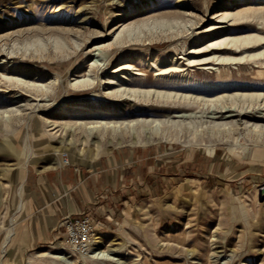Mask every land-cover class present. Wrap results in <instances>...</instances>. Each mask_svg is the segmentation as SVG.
Listing matches in <instances>:
<instances>
[{"label":"rangeland","instance_id":"1","mask_svg":"<svg viewBox=\"0 0 264 264\" xmlns=\"http://www.w3.org/2000/svg\"><path fill=\"white\" fill-rule=\"evenodd\" d=\"M227 11L231 14L222 21L221 14ZM127 13L132 14L124 16ZM238 13L246 17L232 20ZM128 25L149 26L142 34L144 42L128 43L119 52L93 51L97 44L115 43ZM220 27L231 36H264V0H0V116L9 111L21 117L12 127L0 124V264H264V200L259 198L264 175L255 172L251 161L264 150V142L245 136L254 123L264 125V95L250 108L242 101V114L236 111L225 118L222 112L223 105L234 109L238 104L234 94H264V57L221 67L222 76L205 70L219 66L216 62L193 67L187 62L211 53L206 48L225 35ZM57 38L66 46L56 48ZM263 47L264 41L232 55L261 52ZM197 48L201 51L191 54ZM94 55L104 58L105 69L99 74L90 66ZM174 57L180 59L184 75L197 79L193 84L220 87L188 85L173 97L157 96L172 86L159 85L167 81L157 78L143 61L159 58L169 63ZM122 63L134 68L128 82L118 81L127 71L113 75ZM138 70L144 76L136 75ZM89 75L99 76L93 89L74 86ZM110 76L115 78L112 84L107 83ZM9 77L28 85L16 86ZM122 82L126 84L122 91L128 94L113 99L108 93ZM34 85H48L50 90L37 95ZM131 89L150 90L153 95H133ZM92 112L96 115L89 118ZM142 119L193 120L206 136L196 139L190 130L173 140L142 136L112 141L95 134L85 142L84 123ZM224 122L238 131L229 142L210 134L215 124ZM119 153H125L131 165L133 158L147 160L152 172L149 187L144 184V189L136 188L140 193L127 198L100 191L95 203L80 213L91 214L97 223L92 248L102 245L113 254L93 258L77 252L67 244L63 225L55 236L28 248L16 241V227L26 218L17 207L21 199H28L27 191L21 194L16 173L50 169L51 161L77 173L95 172ZM147 172L148 168L144 175ZM159 174L165 179L153 186ZM62 251L67 253L64 259L44 254Z\"/></svg>","mask_w":264,"mask_h":264},{"label":"bare ground","instance_id":"2","mask_svg":"<svg viewBox=\"0 0 264 264\" xmlns=\"http://www.w3.org/2000/svg\"><path fill=\"white\" fill-rule=\"evenodd\" d=\"M128 14V15H127ZM124 16H131V14L127 13ZM231 13L229 11L224 12L221 14L222 16V21H225L229 18V15ZM246 17V13H238L236 15H232V20L238 21ZM81 24V23H79ZM155 25V24H154ZM123 25H120L117 27L116 30H119ZM149 27L147 25H141V26H125V28L119 32L116 36L115 43L112 45H109L108 47H105L103 44H97L95 45L93 51H100L103 49L108 48L113 49L114 52H119L121 47H124L125 45L128 46V43L132 42H144V39L142 38V34L144 33V28ZM225 33V35H222L221 38L217 39L216 41L212 42L206 50H211L209 54H206L205 56L202 57H189L187 58V62L189 63V66L193 67L196 65H209L211 62H216L215 64L219 66H208L205 68V70L210 71L212 74L213 73H219V76H222V71L221 67H228V66H235V65H242L244 61L250 60V59H261L264 57V51L262 50L261 52L258 51L255 53H250L247 50L244 52L245 55H240V57L234 56L232 54L236 52H241L243 49L248 48L249 46L253 44H258L262 43L264 41V36L263 35H249V36H231L226 27H220ZM149 29V28H148ZM151 32V31H149ZM78 45V44H76ZM66 46V43L61 39L57 38L56 42V48H63ZM79 46V45H78ZM105 47V48H103ZM264 48V47H263ZM204 49V48H203ZM257 50V49H256ZM261 50V49H260ZM198 51H201L200 48L195 49L191 54H196ZM203 52V51H202ZM205 52V51H204ZM207 52V51H206ZM15 53L14 51L11 52V54ZM104 58H99L94 55V58L91 59L90 61V66L94 68V72L96 71L97 73L100 70H104L105 68H102L104 66ZM143 61V60H142ZM88 63V62H87ZM143 63L147 64L149 68H153L154 71L156 72L155 76L157 78H161L162 80H166L167 83H159V85H171V91L167 92V94H163V92L158 91L156 93L157 96L165 97L166 95L169 97H173V93L181 90L185 86L188 85H195V86H202L204 88H208L210 86L215 87H220V85H214L211 82H203L198 85L197 84V79L194 77H188L184 75L182 72L185 71L183 66L180 64V59L171 58L169 63H163L159 58L154 59L153 61H146L144 60ZM213 64V65H215ZM103 65V66H102ZM118 70L113 72V75L115 73H120L122 71H127V73L121 77V80L118 81H130V77H132V73L130 74V70H134L132 65H128L126 63H122L119 65ZM229 70V69H228ZM95 72V73H96ZM96 73V74H97ZM182 73V74H181ZM99 74V73H98ZM145 74V73H144ZM130 75V76H129ZM138 76H144L142 72L138 70L136 73ZM83 77V76H82ZM99 77V76H98ZM97 76L92 77L89 75L88 78H82V80H77V82L74 84L77 88H80L81 91H88L90 89L94 88L96 79H98ZM143 78V77H142ZM113 77H107V83L112 84L114 82ZM10 82H13L14 85L16 86H25L28 85V83L20 78H7ZM160 80V79H159ZM124 81V82H125ZM124 82L120 84V88L117 91H111L108 94L111 95V97L114 98H119L123 96V94H128V91H122V87L126 85ZM196 83V84H193ZM143 84V83H142ZM144 84H147V81H144ZM143 84V85H144ZM183 86V87H182ZM24 88V87H23ZM186 88V87H185ZM251 88V87H247ZM27 90V89H26ZM50 90V87L48 85H34L33 86V91L37 95L41 94V96L47 94ZM129 92H132L133 95H141L143 97H151L153 95L152 91H143L141 89H131ZM182 93V92H181ZM175 94V93H174ZM94 96H97L98 94H93ZM155 95V94H154ZM175 95H178L176 93ZM264 94H255V93H244V94H234L231 97L235 100V103L237 102L238 104L234 106L235 108H229L227 105H223L222 112H225L227 116L225 118H230L233 115L234 112H242L244 111V105L241 106V102L244 101V104L248 103V108L252 106L251 103L260 100ZM187 96V95H186ZM185 96V97H186ZM225 97V95L218 97L219 100H222ZM168 98V97H167ZM188 98V97H187ZM200 99V97H197ZM163 99V98H162ZM22 101V100H21ZM202 103V101H200ZM20 103V102H19ZM23 105V102H21L19 108ZM255 105H253L254 107ZM20 110V109H19ZM79 110V109H78ZM89 111V110H88ZM215 113V112H214ZM0 116V124L4 125L5 127L9 128L12 127L15 123L21 121V117H18L14 113H8ZM96 114L95 113H89V118L94 117ZM102 115V114H101ZM182 115H179L181 117ZM183 115L182 117H184ZM246 116V115H245ZM186 117V116H185ZM224 117V116H222ZM254 118V117H253ZM258 118V117H257ZM252 119V118H251ZM264 120V119H263ZM256 121V120H255ZM47 123L49 125H56L53 120H47ZM254 123V122H253ZM138 124H140V128L138 127ZM81 126V125H79ZM78 126V127H79ZM65 128V127H64ZM83 128L86 129L87 137L85 142H88V138L98 134L101 139H107L111 138V140H115L118 137H124V138H137L138 140L143 136L146 138V140H152V139H158V140H170V139H179L182 137L185 132H191L193 131L192 136L194 138H204L206 136L205 132L199 129V126L197 122H194L193 120L190 121L189 123H186L184 120L183 121H161L158 119L155 120H148V119H142L141 121H132L128 123H121V122H111V121H92L89 123H84ZM205 128V127H204ZM66 129V128H65ZM191 130V131H190ZM237 131V128L235 127L234 124L231 123H217L212 127L210 130V134L212 136H215L219 138V140L225 142H229L232 137L235 136ZM245 136L250 137L252 140L255 142H264V125H261L258 123L253 124V128H248L247 133ZM91 139V138H90ZM111 141V142H112ZM239 141V138H237V142ZM71 143H73V139H71ZM240 147L243 148L242 144H238ZM239 147V148H240ZM23 201H21L18 204L17 209L21 210L23 208ZM101 244L102 241H99ZM63 245V244H62ZM113 250H108L104 249L102 245L95 246L94 248L90 249L89 254H92L91 256L93 258H101V257H108L110 254H113ZM45 255H50L54 254L57 255L56 258L58 259H64L66 254H64V251L61 253H44ZM58 254H63L58 256Z\"/></svg>","mask_w":264,"mask_h":264},{"label":"crops","instance_id":"3","mask_svg":"<svg viewBox=\"0 0 264 264\" xmlns=\"http://www.w3.org/2000/svg\"><path fill=\"white\" fill-rule=\"evenodd\" d=\"M251 161L255 172L262 177L264 150L254 154ZM130 162L125 153H119L107 162L100 163L95 172L88 173L89 170L81 169L77 173L71 167L51 161L54 166L50 169L26 168L16 173L14 178L21 185V194L26 191L28 193L26 201L21 199L23 208L18 210L26 212V218L16 227V241L28 248L37 241L50 239L63 229L61 225H64L68 215L76 217L87 206L93 205L96 201L95 195L100 191L104 190L107 195L127 198V195L140 193L136 188L144 189V184L149 187L147 181L150 180L152 172L147 160L133 158L134 164L131 165ZM146 168L148 172L144 175ZM154 177L156 179L152 183L153 186L165 179V176L160 174ZM119 198L113 197L115 203ZM101 209L99 207L97 211Z\"/></svg>","mask_w":264,"mask_h":264},{"label":"built area","instance_id":"4","mask_svg":"<svg viewBox=\"0 0 264 264\" xmlns=\"http://www.w3.org/2000/svg\"><path fill=\"white\" fill-rule=\"evenodd\" d=\"M66 242L81 254H88L95 243L97 223L89 213L76 217L68 216L64 220Z\"/></svg>","mask_w":264,"mask_h":264},{"label":"water","instance_id":"5","mask_svg":"<svg viewBox=\"0 0 264 264\" xmlns=\"http://www.w3.org/2000/svg\"><path fill=\"white\" fill-rule=\"evenodd\" d=\"M259 198L261 201L264 200V187L260 189Z\"/></svg>","mask_w":264,"mask_h":264}]
</instances>
